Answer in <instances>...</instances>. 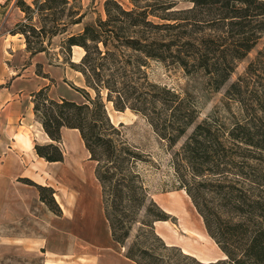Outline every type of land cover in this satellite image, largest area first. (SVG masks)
I'll return each mask as SVG.
<instances>
[{"label":"trees","instance_id":"obj_1","mask_svg":"<svg viewBox=\"0 0 264 264\" xmlns=\"http://www.w3.org/2000/svg\"><path fill=\"white\" fill-rule=\"evenodd\" d=\"M127 1L130 8L117 0H107L105 19L99 17L64 42L65 63L84 76L86 87L94 90L96 96L93 98L87 90L76 86L73 88L84 97L83 103L53 100L48 94L49 87L33 96L37 119L53 141L36 145L37 154L48 162H62L64 153L57 145L62 140V128L80 132L90 159L97 164L96 177L102 187L112 238L123 246L134 224L141 223L144 229L154 230L155 222L175 219L152 199L137 171V165L145 161L143 155L122 139L121 130L111 122L103 90L116 111L130 109L145 116L158 137L174 147L194 125L197 111L178 90L158 84L149 85L150 89L145 87L148 81L143 68L148 61L170 63L186 75L203 73L209 77L211 89L218 91L264 33V0H191L189 9H178V0ZM69 4V0H44L40 10L54 9L62 15L63 7ZM21 6L26 7L24 2ZM71 18V24L77 26L83 23L86 14L76 7ZM32 31L37 35L34 37H44V28L39 33L34 28ZM13 33L25 36L27 49L33 55L48 53L45 47L33 48L26 32ZM74 46L85 52L79 63L71 60ZM261 68H264V49L250 63L246 75L227 93L230 101L240 104L244 113L241 118H235L225 128L215 118L198 124L181 151L175 154L181 181L178 190L187 192L210 237L227 256L226 260L211 264H264V176H247L241 167L249 160L248 148L264 152V137L260 134L256 138L252 134L249 114L245 115L244 110L248 111L250 105L248 79ZM255 100L256 110L264 111V98L258 95ZM184 165L195 180L208 176L206 180L214 182L220 192L227 189L224 196L236 216L228 221L213 216L201 202L196 181L191 183L181 173ZM22 182L35 186L49 210L62 215L52 188L29 179ZM142 212L145 216L139 221ZM139 251L132 247L126 257L137 264H148L140 256L155 259L149 250L144 249L141 254Z\"/></svg>","mask_w":264,"mask_h":264},{"label":"crops","instance_id":"obj_2","mask_svg":"<svg viewBox=\"0 0 264 264\" xmlns=\"http://www.w3.org/2000/svg\"><path fill=\"white\" fill-rule=\"evenodd\" d=\"M78 1L84 9L94 6L101 12L107 0ZM84 54L74 46L72 62L79 63ZM72 83L85 84V79L69 64L52 62L46 53L33 55L22 34L0 26V257L19 250L39 252L45 264H137L112 238L97 164L80 132L62 128V162H48L35 150L53 141L37 119L34 94L49 87L51 99L79 102ZM22 179L52 188L62 216L51 212L38 189ZM151 197L176 219L154 223L168 246L203 264L227 259L186 191L152 192Z\"/></svg>","mask_w":264,"mask_h":264},{"label":"rangeland","instance_id":"obj_3","mask_svg":"<svg viewBox=\"0 0 264 264\" xmlns=\"http://www.w3.org/2000/svg\"><path fill=\"white\" fill-rule=\"evenodd\" d=\"M117 1L125 8H130V4L127 0ZM178 1V9H189L192 7L191 0ZM22 2L25 3L26 7L21 6ZM69 2V5L63 7L64 13L61 15L54 9L48 12L40 10L44 0L32 1L31 3H27L25 0H8L0 15V26L4 25L6 31L11 33L17 31L26 32L32 42L33 48L45 47L48 50L47 55L52 62L63 64L66 59V52L63 49L65 40L72 34H77L82 31L85 25L93 24L99 17L103 19L106 17L104 7L100 12L99 10H93L92 8L94 6L84 9L79 1L69 0ZM28 6L29 8H27ZM76 7L82 8V13L86 14V18L82 24L73 26L71 24L73 21L71 14ZM158 21L159 20H157V22ZM33 28L36 29L37 33H39L41 28H44V37H34V35H37L33 33ZM229 36L231 37L232 34L230 33ZM263 49L264 33L247 57L236 64L234 72L229 80L218 91L211 89L209 77L205 76L203 73L186 75L182 69L170 63L163 64L153 60L148 61L146 67L143 68L147 75L146 80L148 81V85L146 84L145 87L150 89L149 85L158 84L178 90L184 97H187L190 104H194L197 111V119L194 125L187 130L185 135L174 147H170L167 142L162 141L158 137L145 116L136 114L130 109H127L125 112L116 111L113 103L106 100L107 91L103 90L102 95L104 96L111 122L115 127L121 130L122 139L143 155V160L145 161L137 165V171L141 175L146 188H148L151 193L162 194L181 191L178 190L181 181L179 179L180 173L177 172L174 162L175 154L181 151V148L193 134L198 124L215 118V120L217 119L219 121V125L225 128V126H229L235 118H241L243 112H241L242 109L240 108V104L230 101L227 98V93L240 77L246 75L250 63L256 59L258 53ZM255 73L248 79V99L250 105L248 111L246 109L244 110L245 115L249 114L248 120L251 121V132L255 134L254 136L257 138L260 134L264 137V111L256 110L258 106L255 100L258 95L264 98V68L259 69ZM74 86L78 88L83 87L82 89L87 90L93 98L96 96L95 91L86 87V84ZM79 95L80 101L78 103H83L84 97L81 94ZM77 98L79 99V97ZM57 145L60 147V143ZM248 149H252V152L249 150L246 152L249 160L242 164V169L247 176H264V152H261V150L257 151L253 147ZM236 161L241 162V159H236ZM180 171L191 183L194 182L195 178L187 171L186 165H184L183 170ZM207 177L197 178L195 180L196 182H194L198 185L202 204H204L213 216L220 218L222 221H228L229 218L235 217L236 213L231 210V204L224 196V192H228V190L225 189L220 192L216 185H213L214 182L206 180ZM144 216L145 213L142 212L139 221L143 220ZM174 222H176V219ZM120 246L122 250L124 249L125 256L132 247L140 250L138 254H141V251L144 249L149 250L150 253L155 256V259L152 260L145 258V256H140L139 259L143 263H201L191 256L186 257V254L178 247L174 248L173 246H168L156 233L155 228L154 230L150 228L144 229L141 223L133 225L130 237L124 246ZM0 264H45V259L39 252L25 253L18 250L7 257H0Z\"/></svg>","mask_w":264,"mask_h":264},{"label":"built area","instance_id":"obj_4","mask_svg":"<svg viewBox=\"0 0 264 264\" xmlns=\"http://www.w3.org/2000/svg\"><path fill=\"white\" fill-rule=\"evenodd\" d=\"M8 0H0V15L2 13V10L5 7V4L7 3Z\"/></svg>","mask_w":264,"mask_h":264}]
</instances>
